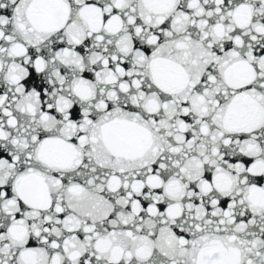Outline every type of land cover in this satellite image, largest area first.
<instances>
[{"label": "snow or ice", "instance_id": "snow-or-ice-1", "mask_svg": "<svg viewBox=\"0 0 264 264\" xmlns=\"http://www.w3.org/2000/svg\"><path fill=\"white\" fill-rule=\"evenodd\" d=\"M0 264H264V0H0Z\"/></svg>", "mask_w": 264, "mask_h": 264}]
</instances>
